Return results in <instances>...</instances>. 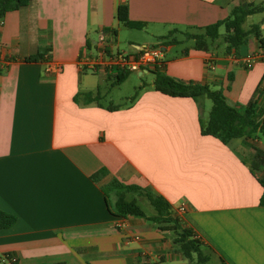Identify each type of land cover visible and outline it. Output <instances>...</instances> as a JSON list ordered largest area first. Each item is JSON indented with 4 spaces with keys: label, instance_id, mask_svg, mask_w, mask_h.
<instances>
[{
    "label": "crops",
    "instance_id": "0c3cea01",
    "mask_svg": "<svg viewBox=\"0 0 264 264\" xmlns=\"http://www.w3.org/2000/svg\"><path fill=\"white\" fill-rule=\"evenodd\" d=\"M243 3L264 0H35L0 18V210L17 217L0 230V264H196L161 223L111 215L105 191L114 182L146 188L174 209L186 205L183 221L213 247L212 264L221 258L264 264L261 172L252 173L256 152L242 138L223 144L202 135L207 97L164 95L155 90V71L131 72L115 85L116 75L80 67V59L115 30L116 49L134 54L159 47L160 73L220 90L237 110L255 104L261 119L264 13L246 19L252 20L246 30L257 25L259 31L238 55L226 52L224 28L208 51L195 49L184 34L203 33ZM120 6L140 24L136 30L149 34L127 50L116 44ZM37 55L43 58L26 61ZM256 55L247 68L244 60ZM51 63L63 71L48 73ZM128 82L135 93L116 103L113 89ZM84 95L99 99L88 102ZM262 142L257 146L264 149ZM134 197L143 210L149 204Z\"/></svg>",
    "mask_w": 264,
    "mask_h": 264
},
{
    "label": "trees",
    "instance_id": "16d2710c",
    "mask_svg": "<svg viewBox=\"0 0 264 264\" xmlns=\"http://www.w3.org/2000/svg\"><path fill=\"white\" fill-rule=\"evenodd\" d=\"M35 0H0V18L7 13L20 10L29 6ZM264 13V5L255 3H243L234 7L230 15L222 20L208 25L201 34L184 33L187 39L195 41V49L208 51L210 43H214L222 37L227 53H236L244 46L251 33L259 31V26L254 25L250 30L244 29L243 25L249 16ZM118 21L129 29H140V24L130 21L128 18V7L120 6L117 14ZM113 36L116 31L111 30ZM171 31L164 39L173 36ZM261 47L264 49V37L261 38ZM176 39L171 40V44H179ZM42 55L26 58L27 62H36L41 60ZM129 73H120L116 75L115 85H119L128 76ZM155 90L170 97H186L198 100L201 97H207L212 101V107L207 120L201 121L202 135L212 136L220 140L223 144H228L234 139L242 138L244 143L256 152L255 161L252 166V173L255 171L261 173L257 175V180L263 188V194L260 199V206L264 207V149L257 146V142L264 140V117L259 119L256 115V105H249L242 110L227 103L225 95L220 90H214L211 86L199 83H185L179 79L154 72ZM86 100L97 101L99 98H92L90 95H84ZM106 193V204L108 210L114 217L128 218L138 217L161 223L162 230L171 231L175 235V243L182 251L183 255L189 260H195L196 264H212L214 256L213 247L204 242L197 234L191 224L183 221L184 216H180L172 204L164 197L154 194L146 188L137 185H124L114 182L110 185ZM130 195H137L146 198L152 206L155 217L146 215L142 207L138 204L136 197L130 198ZM17 217L13 214L0 210V230L11 228L16 223ZM220 264H226L221 258Z\"/></svg>",
    "mask_w": 264,
    "mask_h": 264
},
{
    "label": "built area",
    "instance_id": "2783aa9c",
    "mask_svg": "<svg viewBox=\"0 0 264 264\" xmlns=\"http://www.w3.org/2000/svg\"><path fill=\"white\" fill-rule=\"evenodd\" d=\"M100 46L95 53H87L80 59V67L85 71L107 72L113 75L120 73L156 71L162 66L164 51L159 47H147L138 50L134 54H128L115 48L112 35H103L100 39ZM264 56V55H263ZM258 55L247 57L244 60L247 68H251ZM209 66L213 69L214 62L210 59ZM48 73H60L63 71L62 65L47 64ZM180 216H185L187 206L182 204L177 207Z\"/></svg>",
    "mask_w": 264,
    "mask_h": 264
},
{
    "label": "rangeland",
    "instance_id": "374dc122",
    "mask_svg": "<svg viewBox=\"0 0 264 264\" xmlns=\"http://www.w3.org/2000/svg\"><path fill=\"white\" fill-rule=\"evenodd\" d=\"M256 19V18H254ZM252 22V20H247V22H245V24L243 25L245 29L248 28L249 24ZM147 29H143V30H136V29H129L126 28L124 26H121L120 29V35H119V41L116 43L117 46L123 50H127L130 47L131 42H133L134 40L139 42L141 40H146L149 38V34L146 33ZM152 42H154V40L152 39ZM217 43V42H216ZM224 44V43H223ZM147 78H144V80L146 81H150V79L153 77L152 74H149L146 76ZM134 83L133 82H128L125 83L122 86L119 87H115V89H113L110 98H113L115 100L116 103L120 102V98L122 97H128V96H133V94L135 93V87H134ZM110 98L107 100L109 101ZM207 100V113L209 114V110L212 107V102L211 100H209L208 98H205ZM127 99H122V102H125ZM260 141V140H259ZM259 141L257 142V144L261 147H263L262 144L259 143ZM263 141V139H262ZM264 144V142H262ZM249 150H251L249 148ZM248 150V151H249ZM147 202V201H144ZM144 210L147 212V208L145 205H148L147 203L142 204Z\"/></svg>",
    "mask_w": 264,
    "mask_h": 264
}]
</instances>
